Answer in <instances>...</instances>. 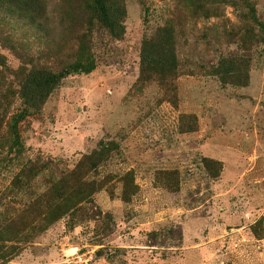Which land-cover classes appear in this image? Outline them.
Masks as SVG:
<instances>
[{"label": "rangeland", "instance_id": "374dc122", "mask_svg": "<svg viewBox=\"0 0 264 264\" xmlns=\"http://www.w3.org/2000/svg\"><path fill=\"white\" fill-rule=\"evenodd\" d=\"M17 1L0 264H264V0H113L120 37L94 0ZM31 73L60 76L33 109Z\"/></svg>", "mask_w": 264, "mask_h": 264}, {"label": "trees", "instance_id": "16d2710c", "mask_svg": "<svg viewBox=\"0 0 264 264\" xmlns=\"http://www.w3.org/2000/svg\"><path fill=\"white\" fill-rule=\"evenodd\" d=\"M9 0H2L6 2ZM1 3V4H2ZM16 4H21L20 0ZM14 5L19 10L24 9L21 5ZM95 9L99 15V19L109 30L110 34L114 37H120L125 33L123 26V15L125 11L121 8V5L117 4L113 0H94ZM152 45L145 47L144 49L149 50ZM143 49V57L149 59L145 53L148 51ZM60 76L57 74L46 73L38 74L37 77L33 73L27 76L25 82L26 85L23 87L24 103L33 108H36L37 101H45L53 93V91L59 86Z\"/></svg>", "mask_w": 264, "mask_h": 264}]
</instances>
